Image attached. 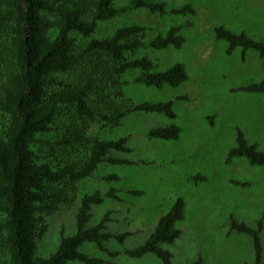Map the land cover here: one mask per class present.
<instances>
[{
    "label": "trees",
    "instance_id": "obj_1",
    "mask_svg": "<svg viewBox=\"0 0 264 264\" xmlns=\"http://www.w3.org/2000/svg\"><path fill=\"white\" fill-rule=\"evenodd\" d=\"M114 1L0 0V264H102L100 259L82 253V245L91 242L104 250V241L112 237L120 241L126 236L106 231L110 212L89 225L91 207L103 201L102 195L94 192L80 200L74 216L75 232L67 236L61 233L49 257L36 255L35 238L44 232V216L69 201L77 182L91 177L100 163L132 164L111 155L131 151L126 138L88 136L90 123L113 128L133 112L175 117L172 101L131 102L123 91L127 84L124 75L138 70L133 82L155 88L177 87L188 79L180 63L153 71L146 56L133 57L143 48H180L184 38L178 26L148 41L145 28L137 24L118 27L102 38L92 34L100 22L133 9L186 15L194 14L193 8L186 4L168 10L164 2L153 0H129L116 7ZM215 38L227 42V54L241 48L242 54L252 49L264 57V41L253 40L244 32L220 26L215 28ZM241 90L264 93V80ZM179 134V127L173 124L147 132L148 138L159 140H176ZM238 157L249 165L264 167V153L239 129L227 160ZM114 192L104 196L116 198ZM184 212L183 199H175L148 238L125 253L136 259L153 254L163 264H171L172 253L164 246L181 235L176 223L184 219ZM262 228V220L252 228L230 218L231 231L251 238L254 264H264ZM196 264L203 263L199 260Z\"/></svg>",
    "mask_w": 264,
    "mask_h": 264
},
{
    "label": "rangeland",
    "instance_id": "obj_2",
    "mask_svg": "<svg viewBox=\"0 0 264 264\" xmlns=\"http://www.w3.org/2000/svg\"><path fill=\"white\" fill-rule=\"evenodd\" d=\"M129 0H115L116 7ZM168 10L189 4L194 14H158L137 8L112 20L100 22L94 38L111 35L121 26L145 28V41L178 26L184 38L180 48L139 49L133 57L146 56L153 71L180 63L188 79L177 87H147L134 83L138 70L124 75L123 91L134 104L172 101L173 119L158 113L133 112L119 126L90 123L87 134L106 140L127 139L129 153L112 152L132 164L100 163L92 176L77 182L68 202L44 216V232L35 238L36 255L49 257L61 233L75 232L74 216L85 195L99 192L103 201L91 207L89 225L110 212L106 231L114 237L103 249L87 242L80 251L102 264H163L153 254L131 258L125 252L141 245L157 221L177 198L185 203L184 219L176 223L181 235L164 248L172 253L171 264H254L252 240L230 230V218L255 228L262 220L260 239L264 260V167L249 165L243 157L227 160L235 147L237 130L264 153V93L241 90L264 80V57L249 49L230 54L224 40L215 38V28L244 32L264 41V0H153ZM176 125V140L150 139L149 129ZM61 124L57 122L56 127ZM117 176V180H106ZM245 184V185H240ZM114 190L116 198L104 196ZM133 192H141L139 195ZM107 252L112 253L109 255ZM69 264H82L74 261Z\"/></svg>",
    "mask_w": 264,
    "mask_h": 264
}]
</instances>
